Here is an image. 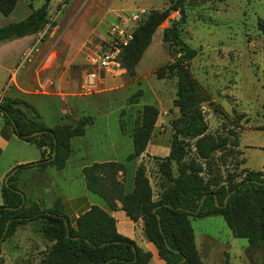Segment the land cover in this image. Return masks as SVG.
<instances>
[{
  "label": "trees",
  "instance_id": "trees-1",
  "mask_svg": "<svg viewBox=\"0 0 264 264\" xmlns=\"http://www.w3.org/2000/svg\"><path fill=\"white\" fill-rule=\"evenodd\" d=\"M17 1L0 0V12L8 15ZM168 2L170 5L162 10L147 11L135 24L132 39L117 56L126 74L134 77L135 67L155 30L168 20V26L162 29V41L167 44L173 63L154 74L159 79H176L172 105L178 108L179 115L170 122L174 132L169 154L155 158L159 160L158 170L164 179V187L158 198L153 199L145 167L138 165L131 191L124 192V184L118 179L119 171L124 172V165L114 161L85 165L82 168L85 186L100 196L110 209L117 207L118 200L130 219L140 218L146 238L156 246L166 264H202L190 218L212 215L222 216L234 237L245 238L249 247H261L264 256V173L242 168L238 180L231 176L222 180L215 171L214 153L227 146L237 148L239 140L229 143L226 136L207 134L201 105L203 102L212 105L213 101L189 69L197 51L184 42L178 29L184 17V0ZM48 9L49 0H45L25 19L1 26L0 40L39 31L48 22ZM172 10L179 12L178 19L170 18ZM257 28L264 41L263 18L257 19ZM141 95V90H137L129 97V104L138 103ZM22 107L30 109L34 117H28ZM219 111L223 117L228 116L223 109ZM158 114V108L151 104L138 109L130 133L133 150L127 160L144 152ZM0 115L13 127L19 139L34 144L41 153L35 162L16 165L17 170L0 186V242L11 237L19 226L38 220L39 232L52 242L43 252L40 264H104L106 261L107 264H147L151 253L119 234L114 218L99 206L92 205L72 225L63 212L60 198H56L51 207L44 208L27 200L17 187V174L22 169L34 166L63 168L71 153L70 139L83 135L93 118L82 116L73 124L49 127L38 119L37 111L28 102L7 97L0 101ZM123 115L124 109L120 113L121 130L125 124ZM53 151L55 155L51 158ZM223 264H227V256Z\"/></svg>",
  "mask_w": 264,
  "mask_h": 264
},
{
  "label": "crops",
  "instance_id": "crops-1",
  "mask_svg": "<svg viewBox=\"0 0 264 264\" xmlns=\"http://www.w3.org/2000/svg\"><path fill=\"white\" fill-rule=\"evenodd\" d=\"M120 2L123 4H119ZM132 2L135 4L126 5ZM111 5L128 9L125 13H130L152 4H145L142 0H120L111 3ZM50 7L49 5V18L51 16L54 18L44 37L37 43L36 50L29 53L37 37V32L0 40V98L1 100L6 97L19 98L28 102L37 111L38 119L49 127L63 123L73 124L82 116H91L93 122L85 127L83 135L74 136L70 139L71 153L63 168L56 169L53 166H47L40 169L34 166L22 169L17 174V187L24 193L27 200L35 201L44 208L51 207L55 199L60 198L63 212L72 225L77 217L92 205L99 206L114 218L119 234L133 240L138 247L151 253L147 264H166L160 258L156 246L146 238L142 220L140 218L137 220L130 219L120 208L118 200H116L117 207L110 209L100 196L89 191L85 186L82 168L93 162L114 161L123 163L124 172L119 171L118 179L124 184V192H129L133 187L135 169L138 165H143L152 187V198L157 199L160 190L164 187V179L158 170L159 160L155 158H163L170 152V141L174 132L170 122L178 117V108L172 105L167 110L164 108L165 106L161 107L162 101L161 103L157 101L154 106L158 108L159 114L144 152L138 157L127 160V155L133 150L130 133L134 119L131 111L132 109L138 110L142 105L137 107L136 103L127 106L126 99L129 95L126 94L123 95L121 104L110 107L113 102L109 101L108 98L115 99L116 95L120 94L121 90L131 82L144 77L145 73L140 65L143 54L135 67L133 80L126 83L128 80L123 75L125 69L122 67L114 72L100 70L97 72L96 86L93 91L82 92L86 74L92 68L87 61L89 52L94 49L98 40L105 37L107 28L116 19V16L125 13L113 14L115 11L113 10L110 16V24H108L105 32L98 39L97 37L91 38L84 46L82 53L72 57L64 56L62 52L56 51L53 38L56 28L70 11L65 9L66 2L62 0L54 7ZM130 7L133 8L130 9ZM34 8L37 7L33 6L29 0H18L8 15H3L0 12V27L10 22L25 19ZM57 10H59L58 13ZM50 57L51 59L48 61ZM175 82L176 79L174 78ZM175 92L172 99L175 97ZM125 105L129 109L122 116L125 124L124 130H121L119 125L120 113L127 108ZM22 109L28 117H34V113L30 109L24 107ZM0 117L2 116L0 115ZM12 140L26 142L14 134L13 127L6 123L3 118L0 121V154L2 149L4 150ZM34 147L36 152L32 156L13 154L9 164L10 169L12 170L19 164L39 160L41 157L40 149L35 145ZM237 149H239V145ZM214 216L217 215L201 219L212 220L210 218ZM33 222L38 223V221H32L26 224ZM208 223L212 224V221ZM193 231L195 246L202 264H223L225 256H227V264H234L231 261V255L236 257L238 253L239 261L236 264H264L261 247H249L248 241L245 245L239 244L238 237H234L231 231L224 240L213 236L207 227H204L198 235L194 228ZM46 241L48 245L43 252L52 243L47 239Z\"/></svg>",
  "mask_w": 264,
  "mask_h": 264
},
{
  "label": "rangeland",
  "instance_id": "rangeland-1",
  "mask_svg": "<svg viewBox=\"0 0 264 264\" xmlns=\"http://www.w3.org/2000/svg\"><path fill=\"white\" fill-rule=\"evenodd\" d=\"M44 1L29 0L35 7ZM62 1L66 2L65 9H69L70 13L56 28L53 38L56 51L64 56L75 57L82 53L91 38L98 39L110 24L113 10V14L128 10L111 5L120 0ZM142 1L153 5L145 6L148 11L162 10L170 5L168 0ZM59 2L49 0V5L54 7ZM130 4L135 3L126 5ZM183 11L184 17L178 26L180 36L197 51L189 69L213 101L212 105L207 102L201 105L208 126L207 134L226 136L229 143L239 140L240 150L227 146L214 153L215 171L222 180L230 176L238 180L242 168L264 173V128L261 127L264 125V41L257 28V19H264V0H184ZM178 16V11L170 12L171 19ZM168 23L165 20L159 25L143 53L140 65L144 77L131 82L115 99L108 98L113 102L110 107L121 104L126 94L129 95L126 99L128 106L129 97L137 90L142 92L137 107L155 105L157 101H162L161 107L165 106L167 110L172 107V101H169L176 88L174 78L159 79L154 74V71L173 63L167 44L162 41V29ZM73 64L76 65L75 62ZM123 75L128 80L126 83L134 79L126 71ZM220 108L227 113V117L221 115ZM128 109H124V114ZM137 111L132 109L133 119ZM189 144L192 142L189 141ZM35 152L34 145L12 140L0 154V182L11 171L9 164L13 154L32 156ZM210 219L191 218L197 235L207 227L216 238L226 239L230 229L223 217L217 215ZM39 224L40 221L23 225L21 230L0 242V264H40L48 242L38 231ZM237 241L243 245L247 243L244 238H237ZM238 255H231L234 264L239 261Z\"/></svg>",
  "mask_w": 264,
  "mask_h": 264
},
{
  "label": "built area",
  "instance_id": "built-area-1",
  "mask_svg": "<svg viewBox=\"0 0 264 264\" xmlns=\"http://www.w3.org/2000/svg\"><path fill=\"white\" fill-rule=\"evenodd\" d=\"M147 11L148 10L145 8H139L130 13L118 14L116 16V19L107 28L105 37L96 42V46L87 56V61L92 68L86 74L84 84L82 85L83 93L93 91L96 86L95 79L98 71L106 70L114 72L121 67L117 60V56L122 47L126 46L132 39L135 24L143 18ZM58 12L59 10H57V13ZM53 18V16L48 18V22L37 31V37L29 53L37 49V43L41 41L50 28V23ZM50 59L51 57L48 58V61H50Z\"/></svg>",
  "mask_w": 264,
  "mask_h": 264
},
{
  "label": "water",
  "instance_id": "water-1",
  "mask_svg": "<svg viewBox=\"0 0 264 264\" xmlns=\"http://www.w3.org/2000/svg\"><path fill=\"white\" fill-rule=\"evenodd\" d=\"M178 18H179V16H178L176 19H178ZM34 134H37V132L34 133ZM54 155H55V151H53V153H52V155H51V158H53ZM16 170H17V168L14 167V168H13V169H12L7 175H6V177H5V179H4V182H5V183H6V181H7V178H8L10 175H12ZM21 195H22V199H23V201H24V196H23L22 193H21ZM227 197H228V195L225 197V199H224V203L226 202ZM203 198H204V196L202 197V199H201V201H200V205H201V203H202ZM215 203H216V205H218L216 199H215ZM157 218L159 219L158 216H157ZM8 222H9V221L6 222V225L8 224ZM67 232H68V231H67ZM182 261H184V259H182ZM107 262H108V261H106L104 264H107ZM177 264H179V263H177Z\"/></svg>",
  "mask_w": 264,
  "mask_h": 264
}]
</instances>
